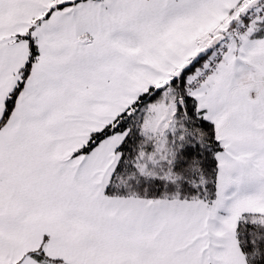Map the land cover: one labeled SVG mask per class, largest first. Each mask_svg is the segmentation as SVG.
Here are the masks:
<instances>
[{"label": "snow or ice", "instance_id": "obj_1", "mask_svg": "<svg viewBox=\"0 0 264 264\" xmlns=\"http://www.w3.org/2000/svg\"><path fill=\"white\" fill-rule=\"evenodd\" d=\"M0 264H264V0H0Z\"/></svg>", "mask_w": 264, "mask_h": 264}]
</instances>
